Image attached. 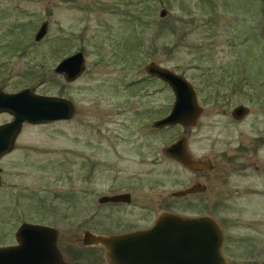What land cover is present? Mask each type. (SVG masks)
<instances>
[{
	"label": "rangeland",
	"instance_id": "1",
	"mask_svg": "<svg viewBox=\"0 0 264 264\" xmlns=\"http://www.w3.org/2000/svg\"><path fill=\"white\" fill-rule=\"evenodd\" d=\"M43 19L47 33L34 41ZM76 50L86 66L68 82L52 68ZM149 61L189 81L198 123L150 132L173 91L146 75ZM23 87L67 97L74 109L65 120L23 122L0 157V245L15 243L20 222L51 224L66 259L78 262L82 229H110L100 194L127 182L157 196L191 184L161 150L185 135L214 165L211 197L177 206L207 208L222 225L226 264H264V0H0V89ZM235 104L249 107L240 122L226 114ZM10 120L0 113V124ZM139 128L147 135L135 147L126 139Z\"/></svg>",
	"mask_w": 264,
	"mask_h": 264
},
{
	"label": "water",
	"instance_id": "2",
	"mask_svg": "<svg viewBox=\"0 0 264 264\" xmlns=\"http://www.w3.org/2000/svg\"><path fill=\"white\" fill-rule=\"evenodd\" d=\"M165 9L159 10L163 17ZM48 22L42 20L34 32V41L46 35ZM84 54L73 51L64 56L52 68V71L62 75L71 82L82 74ZM146 75L161 79L173 91V103L169 113L153 120L155 128L179 125L190 127L202 114L198 105L195 89L181 74L170 68L162 67L152 61L143 66ZM74 105L67 97L37 94L30 88L23 87L19 91L5 92L0 89V113L11 116L10 121L0 124V157L12 151L15 138L21 131L23 122L44 123L54 120L71 118ZM249 111L246 105L236 104L232 116L240 117ZM172 143L162 147L163 153L176 159L188 167L209 166L208 158L191 159L186 150L184 137H178ZM192 188L176 191L184 195ZM111 201L110 195H101L100 201ZM212 216L197 215L196 217L165 213L160 215L150 229L123 234H97L85 232L83 241L87 245L101 244L111 251L112 264H226L221 254L222 231ZM15 243L0 245V264H68L62 259L56 244L57 232L51 226L43 223L20 222L15 232Z\"/></svg>",
	"mask_w": 264,
	"mask_h": 264
},
{
	"label": "flooded vegetation",
	"instance_id": "3",
	"mask_svg": "<svg viewBox=\"0 0 264 264\" xmlns=\"http://www.w3.org/2000/svg\"><path fill=\"white\" fill-rule=\"evenodd\" d=\"M148 76H150V75H148ZM150 77H152V76H150ZM232 110H233V107H231V109L226 112V114L228 115V118H230L233 122L234 121L240 122V120L242 119L243 116L240 117V119L232 116V114H231ZM199 116H198V118H199ZM159 118H155V119L153 118L151 120L152 127H151L150 132L158 133V132H160L161 129H163L165 127V126H163L160 128H155V126L153 125V120L155 121ZM198 118L196 119L194 124L199 122ZM194 124H192V125H194ZM167 127H165V128H167ZM112 132H114V131H112ZM128 132L130 135L132 133L134 135V137L126 139V140H128V141L131 140V142H133L135 147H138V145L141 146L140 144L145 142V140L142 139V137L144 135H147L146 129H144V128H139V129H135V130L130 129ZM182 136L184 137V140L186 141V150L188 152L189 158H191L192 160L193 159L203 160L204 158H208L205 154L201 155L195 151L191 152L188 148L189 141L187 140V137L185 135H182ZM182 136H178V137H182ZM177 138H174V139H177ZM258 139L259 138H256L254 140V142H256V140H258ZM123 140H124V138L122 139V141ZM168 144H170V143H168ZM168 144H165V145H168ZM162 147H161V150H162ZM238 148L240 150H242L241 149L242 146H238ZM239 149L236 150L237 153L235 151L236 154H240ZM162 153H163V151H162ZM234 154H233V157H235ZM164 155L167 157V159L169 161L180 166V168L182 170L186 169L189 173H191L193 175L192 180H191V184L186 185L181 189L174 188V190L167 191L164 195L159 194V196H157L156 195L157 193H153L154 194L153 195V194L145 192L146 186H140L139 183L135 181L138 184V186H136L137 185L136 183H134L135 185H130L131 182H127V184L129 185L128 187H121V188L118 187L116 189H112L110 192L111 201H107V202L102 201V200L100 201V196L105 195V194H100V196L97 198L98 202L99 203L106 202V203L110 204V208H111L110 229L108 230L106 227L97 228V229L92 228V227L82 229L83 234H81V237L75 241L76 243H79V244L81 243L80 248H78L76 252L79 254L78 257H80V258H78V260L79 261L81 260L82 262H79L78 260H77L78 262H76V261L70 262L66 259V254L63 253V250L61 249L62 246H60V244L58 243V236H60V234H59L60 232H58V229L54 228V226H52L51 224L46 225V226L53 227L54 230L57 232V236H56L57 249H58L59 253L62 254L61 257L64 261H66V263H68V264H112L110 261V255H111L110 248H109V251H107L106 248L104 247V245L103 246L101 244L87 245L86 243H84L83 235H85V232H87V231L95 232V233L100 234V235L106 234L107 236L117 234V233L123 234V232L131 233V232L138 231V230L143 231L144 229H148V228L150 229V227L154 224V221L157 220L160 215H164L165 213H169V214H175L176 213V214H180V215L185 216V217L186 216L196 217L197 215L212 216V214L209 212V210H207V208H206V210L203 209L202 211L196 210V212L195 211L190 212L188 210L181 211L177 205L179 204V200H186L187 198L192 200L196 197V195L199 198H202L200 200H203V199L210 200V197H211V193H209L210 183H208V181L206 179H208L209 174H211L213 171L212 170L213 166H214L213 163L208 158V160L210 161L209 166L188 167L185 164L179 163L174 158H169L167 156V154L164 153ZM228 156L232 157V155H230V154ZM120 157L121 156H119V158ZM143 158H144V156H142L140 154L139 158L136 160V163H135V161H133V162L135 163V165L141 166V162H143V160H144ZM117 163H120V162H117ZM186 188H192V189L190 192L188 191L184 195L179 196L178 194H175L176 191H183ZM105 196H107V195H105ZM189 204H191V203H189ZM206 204L209 205V203H206ZM212 218H213V216H212ZM216 223L219 224L220 226H222L219 222H216ZM84 251L92 252V253H94V255L91 258H87L86 256H82L83 255L82 253ZM226 263H227V261H226Z\"/></svg>",
	"mask_w": 264,
	"mask_h": 264
}]
</instances>
